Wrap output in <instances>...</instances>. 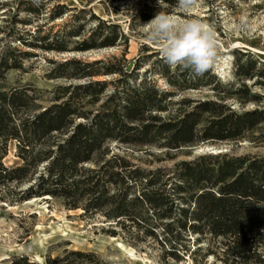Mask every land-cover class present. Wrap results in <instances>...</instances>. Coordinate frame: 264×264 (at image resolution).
I'll use <instances>...</instances> for the list:
<instances>
[{"label": "trees", "instance_id": "trees-1", "mask_svg": "<svg viewBox=\"0 0 264 264\" xmlns=\"http://www.w3.org/2000/svg\"><path fill=\"white\" fill-rule=\"evenodd\" d=\"M155 10L147 8L143 17L155 16ZM95 18L99 24L91 38L101 35L102 40L83 41L79 50L114 46L123 38L115 24ZM22 43L33 45L23 38ZM156 53L141 55L131 69L125 54L66 60L48 78L82 82L58 84L46 99L32 85L6 86L7 71L18 65L12 52L0 56V201L59 200L67 209L110 222L106 234L120 235L132 246L151 240L164 258L176 261L187 256L198 264L193 254L210 235L220 241L215 251L208 245L205 255L222 264H264V157L209 154L150 169L112 148H138L159 161L151 149L173 159L184 148L205 143L264 140V94L252 92L244 81L256 78L253 85L264 86V61L236 51L235 82L227 84L210 72L195 77L186 69L175 73V80L163 67L170 88L160 89L152 78L136 79L142 61ZM106 75L117 78L96 79ZM211 85L213 99H174ZM42 100L49 104L43 106ZM228 101L258 107L239 112ZM11 142L20 163L8 167L4 159ZM191 237L197 245L193 250L185 243ZM98 260L92 252L65 250L59 258L48 255L45 264ZM11 264L39 263L21 256Z\"/></svg>", "mask_w": 264, "mask_h": 264}, {"label": "rangeland", "instance_id": "rangeland-1", "mask_svg": "<svg viewBox=\"0 0 264 264\" xmlns=\"http://www.w3.org/2000/svg\"><path fill=\"white\" fill-rule=\"evenodd\" d=\"M177 4L178 0H0V56L12 52L18 65L7 71L5 85H32L46 99L58 84L82 82L48 78V72L66 60L91 62L112 56L120 58L125 54L130 68L141 55L157 52L142 61L137 71V82L152 78L158 88H170L163 76V67L169 69V76L179 73L182 68H170L161 60L155 47L143 42L141 25L155 17H143L144 11L150 7H155L157 13L164 11L184 18H198L215 28L221 51L227 54L228 60L210 74L215 75L222 84L235 82L236 51L249 53L247 55L264 61V0H197L188 13L178 8ZM95 17L106 24H115V30L120 31L123 38L114 46L79 50L83 41L99 44L102 40L101 35L95 36L93 40L91 38L99 24ZM42 37L45 39L42 40ZM22 38L33 45L22 43ZM58 46L64 47V50H58ZM145 47L148 51H145ZM224 65L227 66L225 74L220 73ZM116 78L117 75H106L96 79L114 81ZM173 78L177 79L175 75ZM244 81L252 92L264 94V86L253 85L256 78ZM211 87L188 89L174 99H213ZM41 103L43 106L49 104L47 100ZM228 103L239 112L258 107L252 103L243 106L235 101ZM112 148L114 152L128 155L137 165L155 169L161 166L169 168L175 162L191 161L209 154L262 157L253 152L255 149H264V140L205 143L184 148L173 159H165L160 150L151 149L159 161L138 148H119L115 144H112ZM14 153L15 144L11 142L8 156L4 159L8 167L20 163ZM151 160L154 162L148 164ZM110 224L99 215L89 216L82 214L80 209H67L59 200L49 197L32 198L15 205L0 201V264H11L14 258L21 256H27L30 262L45 264L48 255L59 258L65 250L92 252L99 259L96 264H194L187 256L180 261L172 256L164 258L163 249L151 240H142L132 246L120 235L112 237L103 231ZM194 238L185 242L191 250L197 247L193 243ZM217 241L220 239L204 236L199 244L201 251L193 254L198 264H222L214 255H205L208 245L211 250H216Z\"/></svg>", "mask_w": 264, "mask_h": 264}, {"label": "clouds", "instance_id": "clouds-1", "mask_svg": "<svg viewBox=\"0 0 264 264\" xmlns=\"http://www.w3.org/2000/svg\"><path fill=\"white\" fill-rule=\"evenodd\" d=\"M196 3L197 0H178L177 6L188 13ZM141 32L143 42L155 47L165 64L172 69L189 70L195 77L204 76L228 60L227 54L221 51L215 28L198 18L159 11L141 25ZM253 154L264 157V149H255Z\"/></svg>", "mask_w": 264, "mask_h": 264}, {"label": "bare ground", "instance_id": "bare-ground-1", "mask_svg": "<svg viewBox=\"0 0 264 264\" xmlns=\"http://www.w3.org/2000/svg\"><path fill=\"white\" fill-rule=\"evenodd\" d=\"M237 42V41H236ZM237 44H239V43H237ZM236 44V45H237ZM258 51V50H257ZM226 65H224L223 66V69L220 71V73L222 72L223 74H225L226 73V69H227V66L225 67ZM215 152H219L218 150H215ZM6 258V257H5Z\"/></svg>", "mask_w": 264, "mask_h": 264}, {"label": "water", "instance_id": "water-1", "mask_svg": "<svg viewBox=\"0 0 264 264\" xmlns=\"http://www.w3.org/2000/svg\"><path fill=\"white\" fill-rule=\"evenodd\" d=\"M218 153H220V152H218ZM213 154H215V153H213Z\"/></svg>", "mask_w": 264, "mask_h": 264}]
</instances>
